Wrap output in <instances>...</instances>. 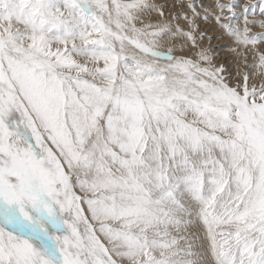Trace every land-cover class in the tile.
Here are the masks:
<instances>
[{
	"label": "snow or ice",
	"instance_id": "6c2138e0",
	"mask_svg": "<svg viewBox=\"0 0 264 264\" xmlns=\"http://www.w3.org/2000/svg\"><path fill=\"white\" fill-rule=\"evenodd\" d=\"M164 7L0 0V264H264V0Z\"/></svg>",
	"mask_w": 264,
	"mask_h": 264
},
{
	"label": "rangeland",
	"instance_id": "374dc122",
	"mask_svg": "<svg viewBox=\"0 0 264 264\" xmlns=\"http://www.w3.org/2000/svg\"><path fill=\"white\" fill-rule=\"evenodd\" d=\"M150 2L155 3L157 5H166V7H164L163 11L165 13V19H167L168 21H170L173 24L179 23L181 25H183V21H177L175 19H173L174 15L176 13H185L188 11L187 9V4L189 2V0H183V3L185 5L184 8L180 7V0H150ZM197 7L199 9V5L201 3V0H195ZM205 5H208L212 2V0H203ZM222 2H227V0H222ZM238 4L240 5V7L237 8V11L242 12L243 11V6L245 5H251L253 3H258V0H237ZM246 2V3H245ZM150 18V22L155 23L157 21V13H150L148 15L145 16L146 20H149ZM249 19H264V17H261L259 15V10L257 9V15L255 17L249 16ZM201 25V30H208V35L205 37L203 43L205 46L209 45V36H213V35H220V33L217 31L214 21L212 23H208L205 24L204 22L200 21L199 22ZM252 29V32L255 33H260V32H264V29L260 28L258 25H252L250 26ZM260 28V29H259ZM259 30V31H258ZM251 34V33H250ZM211 44V48L213 50L212 54L214 56H217L218 59L215 61L216 63H220V62H227V64L229 66H232L234 63L233 60V53L230 51L231 47H233L234 45H232L229 41V39L227 37H225L223 40H218V39H212L210 41Z\"/></svg>",
	"mask_w": 264,
	"mask_h": 264
},
{
	"label": "bare ground",
	"instance_id": "6f19581e",
	"mask_svg": "<svg viewBox=\"0 0 264 264\" xmlns=\"http://www.w3.org/2000/svg\"><path fill=\"white\" fill-rule=\"evenodd\" d=\"M245 3H246V2H245ZM253 28H254V27H253ZM253 28H252V29H253ZM254 29H255V28H254ZM259 29H260V28H259ZM258 31H259V30H258Z\"/></svg>",
	"mask_w": 264,
	"mask_h": 264
}]
</instances>
